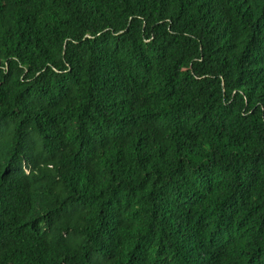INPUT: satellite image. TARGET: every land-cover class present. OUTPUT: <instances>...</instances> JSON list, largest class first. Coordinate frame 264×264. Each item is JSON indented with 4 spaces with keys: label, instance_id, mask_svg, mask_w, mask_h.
Segmentation results:
<instances>
[{
    "label": "trees",
    "instance_id": "16d2710c",
    "mask_svg": "<svg viewBox=\"0 0 264 264\" xmlns=\"http://www.w3.org/2000/svg\"><path fill=\"white\" fill-rule=\"evenodd\" d=\"M0 264H264V0H0Z\"/></svg>",
    "mask_w": 264,
    "mask_h": 264
}]
</instances>
